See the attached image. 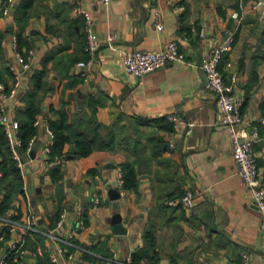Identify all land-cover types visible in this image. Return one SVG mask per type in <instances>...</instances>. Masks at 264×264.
Segmentation results:
<instances>
[{
    "label": "crops",
    "instance_id": "1",
    "mask_svg": "<svg viewBox=\"0 0 264 264\" xmlns=\"http://www.w3.org/2000/svg\"><path fill=\"white\" fill-rule=\"evenodd\" d=\"M258 1L13 0L4 14L6 0H0V93L12 87L13 72L20 73L19 88L5 102L10 117L19 120L17 109L23 108L25 93L33 87L31 73L47 55L54 57L45 64L47 86L41 91L32 143L17 149L24 163L22 185H27L40 228L25 236L28 264H97L85 255H108L105 264H113L112 259H124L137 249L147 250L151 258L146 262L155 264H242L243 253L248 264H264L261 215L237 173L216 96L207 89L198 61L232 34L219 70L231 93L244 97L240 128L247 137L258 129L253 152L264 179V2ZM77 8L90 13L100 39L83 68L77 62L89 56L84 18ZM155 13L161 14V28L156 27ZM110 34L115 36L108 42ZM170 41L189 62L168 63L141 77L124 71V52L158 50ZM17 53L29 57L28 68L17 61ZM71 59L76 62L69 69L62 65ZM57 63L58 72L52 69ZM77 74L82 83L65 88L67 75ZM89 98L96 100L94 106ZM61 101L88 115L103 132L121 126L129 142L137 140L138 130L135 154L114 149L95 150L82 158L64 152L52 156L50 121ZM171 115L179 129L168 120ZM187 122H193L190 131ZM151 138H160L164 146H154ZM57 157H62L59 164L52 162ZM135 159L141 164L137 186L112 199L109 191L117 190V167ZM22 185L1 214L19 222L25 220L26 210ZM186 189L194 194L192 207L167 204ZM98 193L103 197L95 202ZM117 221L125 232L114 233ZM19 236L20 231L12 233L0 224V254Z\"/></svg>",
    "mask_w": 264,
    "mask_h": 264
},
{
    "label": "built area",
    "instance_id": "2",
    "mask_svg": "<svg viewBox=\"0 0 264 264\" xmlns=\"http://www.w3.org/2000/svg\"><path fill=\"white\" fill-rule=\"evenodd\" d=\"M111 0H99L102 4H107ZM13 0H6L2 11L4 14L8 12L9 5ZM262 2L258 1V4ZM76 13L84 18V26L86 32L85 51L89 56L88 60L77 62L79 67H86L91 62L99 45L100 39L93 27V20L87 11L81 8L75 9ZM237 17V13H234ZM155 24L157 28L162 27L161 14L155 13ZM115 35L110 34L106 37L108 42L112 41ZM233 41L232 34L226 35L211 51V53L203 59L201 70L206 78V87L216 96V102L219 110V121L227 129L232 147V156L236 164L237 173L243 185L251 192L253 202L261 215L262 225L264 229V179L259 177V167L253 152V144L258 137V129L254 127L250 137H247L245 132L240 128L242 122V107L244 104L243 96H235L231 93L230 84L226 83L220 70L219 62L224 54L230 49ZM17 61L26 69L30 66V59L17 53ZM172 62H189L185 54L179 48L175 41H170L163 45L158 50H132L123 53L121 64L125 72L141 77L151 71L163 67ZM19 71L13 72L12 87L7 92L0 93V123L4 127L7 141L12 150L13 158L16 161L17 167L22 176H24V163L20 160L18 147L22 144L18 137L19 121L16 118L10 117L5 108V102L12 97L20 86ZM235 78L232 77V81ZM175 129H179L180 123L175 116H168ZM193 122L186 123V130L190 131ZM48 133L53 136L50 128ZM32 140H29L26 148L30 147ZM172 145V144H171ZM49 149H47V152ZM53 163L59 164L62 162V157L53 159ZM115 186L120 195H125L124 188V173L122 168L116 169ZM107 191V189H105ZM23 196L26 200L25 220L23 222L16 221L9 215H0V224H3L7 229L15 233L20 231V235L16 240H12L8 247L0 254V264H28L27 250L25 247V236L33 231H39L37 218L33 213V208L30 203V197L26 183L22 185ZM106 195V193H104ZM103 194H95L94 201L100 202ZM170 206L180 205L185 208H190L194 204V194L191 190H185L181 195L171 198L167 201ZM79 214L82 209L78 210ZM62 224V215L57 222V225ZM45 236L57 238L51 231H43ZM52 261H56L55 256H51ZM113 264H134L131 261V255H127L124 259H112ZM242 264H248V258L245 253L242 255Z\"/></svg>",
    "mask_w": 264,
    "mask_h": 264
},
{
    "label": "trees",
    "instance_id": "3",
    "mask_svg": "<svg viewBox=\"0 0 264 264\" xmlns=\"http://www.w3.org/2000/svg\"><path fill=\"white\" fill-rule=\"evenodd\" d=\"M86 41V40H85ZM24 43V42H23ZM27 49V48H26ZM51 55L43 60L41 67L34 70L30 75L33 87L29 89L24 96L25 105L23 108L17 109V116L19 118L18 137L21 139L22 144L19 146L20 150L26 148L29 138L35 133L34 120L39 113V102L42 98L41 91L46 90L47 82L44 80L47 74L46 62L53 59ZM76 59L64 62L62 65L75 63ZM54 70H59L58 63L53 65ZM63 71V75H66ZM68 80L65 88H71L82 83L83 78L78 74L66 77ZM94 100L89 98V105L94 106ZM96 101V100H95ZM66 101H61V106L56 109V118L50 121L51 129L54 132V142L51 147V155H61L64 152L67 156L73 158H82L89 155L91 152L98 151H111L114 149H124L132 154H135L134 148L139 145V131L136 130L137 140L128 141L123 128L110 126L107 131L103 132L100 124L93 121L88 115L74 112ZM264 107V104H263ZM243 109V107H242ZM264 113V108H263ZM164 121V120H162ZM167 123H169L167 121ZM138 133V134H137ZM132 139V138H131ZM154 146H164L160 138H151ZM130 146V147H129ZM132 146V147H131ZM67 148V149H65ZM158 152V151H157ZM155 153V152H153ZM137 165H135V163ZM124 173V188H135L138 184V174L140 173L141 164L138 159L133 161L126 160L120 164ZM0 215L11 206V202L17 193L21 191L22 178L16 161L13 158L12 150L7 141L6 133L0 124ZM181 194V193H179ZM179 194L177 196H179ZM176 197V196H173ZM172 198V197H171ZM147 242H152L151 236H148ZM147 250L137 249L131 254V261L134 264H155L149 259ZM86 260H92L97 264H105L110 260L108 255L104 258H97L95 256L85 255ZM143 259L145 261H143Z\"/></svg>",
    "mask_w": 264,
    "mask_h": 264
},
{
    "label": "water",
    "instance_id": "4",
    "mask_svg": "<svg viewBox=\"0 0 264 264\" xmlns=\"http://www.w3.org/2000/svg\"><path fill=\"white\" fill-rule=\"evenodd\" d=\"M260 2H264V0H259ZM198 61H199V65L201 66L202 64V59H200L198 57ZM109 194L111 196L112 199H116L119 197V192L114 189V190H110ZM121 223L119 221L116 222V224L114 225V233H123L125 232V229L120 225Z\"/></svg>",
    "mask_w": 264,
    "mask_h": 264
}]
</instances>
